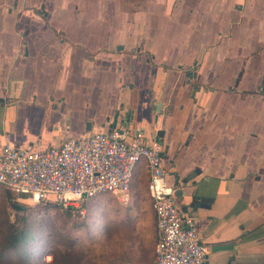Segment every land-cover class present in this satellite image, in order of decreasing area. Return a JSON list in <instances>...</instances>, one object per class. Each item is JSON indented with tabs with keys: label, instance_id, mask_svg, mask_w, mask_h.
Returning a JSON list of instances; mask_svg holds the SVG:
<instances>
[{
	"label": "crops",
	"instance_id": "crops-1",
	"mask_svg": "<svg viewBox=\"0 0 264 264\" xmlns=\"http://www.w3.org/2000/svg\"><path fill=\"white\" fill-rule=\"evenodd\" d=\"M114 126L160 141L210 264H264V0H0V146Z\"/></svg>",
	"mask_w": 264,
	"mask_h": 264
},
{
	"label": "built area",
	"instance_id": "built-area-1",
	"mask_svg": "<svg viewBox=\"0 0 264 264\" xmlns=\"http://www.w3.org/2000/svg\"><path fill=\"white\" fill-rule=\"evenodd\" d=\"M143 162L156 223L153 264H210L207 245L165 179L162 144L140 128L114 126L46 147L36 142L15 146L5 136L0 185L22 200L52 201L82 213L87 202L103 193L127 204L135 168Z\"/></svg>",
	"mask_w": 264,
	"mask_h": 264
},
{
	"label": "rangeland",
	"instance_id": "rangeland-1",
	"mask_svg": "<svg viewBox=\"0 0 264 264\" xmlns=\"http://www.w3.org/2000/svg\"><path fill=\"white\" fill-rule=\"evenodd\" d=\"M138 167L127 204L103 193L87 202L82 213L52 201L22 200L0 185V264L152 262L155 229L147 182L139 178ZM165 179L170 183L167 173Z\"/></svg>",
	"mask_w": 264,
	"mask_h": 264
},
{
	"label": "water",
	"instance_id": "water-1",
	"mask_svg": "<svg viewBox=\"0 0 264 264\" xmlns=\"http://www.w3.org/2000/svg\"><path fill=\"white\" fill-rule=\"evenodd\" d=\"M183 194L184 193H183V190L182 189H180V188L175 189V195L177 197L181 198Z\"/></svg>",
	"mask_w": 264,
	"mask_h": 264
},
{
	"label": "trees",
	"instance_id": "trees-1",
	"mask_svg": "<svg viewBox=\"0 0 264 264\" xmlns=\"http://www.w3.org/2000/svg\"><path fill=\"white\" fill-rule=\"evenodd\" d=\"M69 211H78L77 209H67Z\"/></svg>",
	"mask_w": 264,
	"mask_h": 264
}]
</instances>
